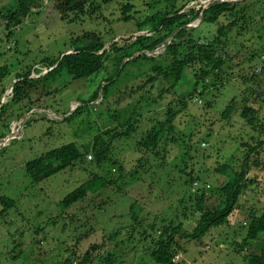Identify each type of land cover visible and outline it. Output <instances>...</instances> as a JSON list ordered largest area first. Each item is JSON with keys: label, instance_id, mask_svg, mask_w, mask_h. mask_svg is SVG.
<instances>
[{"label": "rangeland", "instance_id": "1", "mask_svg": "<svg viewBox=\"0 0 264 264\" xmlns=\"http://www.w3.org/2000/svg\"><path fill=\"white\" fill-rule=\"evenodd\" d=\"M179 1L182 5L186 0ZM15 2L17 0H0V7L7 8ZM97 2L102 3V0ZM128 3L133 5V9L129 12L133 18L124 21L121 19L124 15L122 6ZM155 3L156 0H109L101 5V10L91 9V18L85 11L80 14L79 19L70 21V18H61L52 0H37L38 5L32 7L31 15L18 26L11 40L7 38V31L0 16V67L11 65L9 67L13 72L6 79L7 91L4 98L7 99L12 92L11 85L17 80L15 74L21 69L20 67L34 64V68H39L42 74L46 73L49 69L44 62L46 58H56L65 50L81 44L82 41L73 43V40L89 36L91 31H97L106 39H111L105 43L107 48L112 43L122 42L121 39L140 32L137 30V20H142L146 15L155 13L157 9L169 4L164 0L160 4ZM200 4L208 3L206 0H196L190 1L188 6H200ZM72 16L75 17V14ZM201 21L202 18L199 17L189 25L198 26ZM114 36L115 38H112ZM249 37L250 35L240 37L239 42L245 41L244 43L249 47L255 43L264 48V36L260 40H252ZM171 39L172 36L168 41ZM164 48L165 45L154 51L140 50L134 56L144 52L157 56ZM263 55L264 53L262 59L256 58L250 63L247 51L243 52V55L238 56L233 62L239 64L233 69V73L235 72L233 77L226 80L223 86L219 83L215 88L210 86L202 95L199 93L202 91L200 89L191 100L186 95L187 81L179 83L172 91V79L164 80L159 92L152 90L146 94L148 97L157 98L158 101L147 107L145 117L137 125V132L127 140L113 139L105 132L114 127L122 129L119 127L120 122H125V112L122 110L137 98L126 95L128 97L116 104L117 99L123 96L126 89L123 88L121 92L115 89H120L126 84L133 86L134 83L141 81L142 78L135 77L142 68L139 66L141 62L129 65L120 75L112 91L108 95L101 94L96 101H93L96 103L101 100V105L96 108L93 106L94 103H85L87 105L80 113L68 120L64 118L70 116L100 85L106 84L108 76L118 70L119 65H116L114 55H111L107 62V69L97 76L94 75L95 77L77 79L65 84L66 79L71 80V78L63 74L47 81L44 88L32 95V98L38 101V106L33 107L21 118H14L10 122V127L15 131L13 136L7 141V137L0 140V144L7 142L3 145V149L0 147V196L7 194L18 200L16 207L6 212L5 216H0V264H59V261L70 256L67 251L75 252L71 264H81L84 254L94 244L100 245L99 249L92 250L96 256L94 264H107L103 259L110 252L115 257L111 264H160L150 255L152 239H143L140 233L142 229H134L137 224L134 219L135 211H138L137 215L144 226L168 218L177 222L182 220L180 222L184 223L183 229L187 233L193 232L197 219L193 216L186 219L182 217V208L177 210L179 199L186 198L189 193L186 191L183 196L182 184L187 179V175L181 171V168L187 171L193 168L196 174L202 175L204 179L221 182L224 180V175L217 170L221 163L229 162L237 166L242 157L251 155L249 149L251 146L260 144V140L264 138L259 130L260 127L249 125L240 111L244 98H248L247 104L257 106L258 117H264V82L246 81L240 75L251 76L254 71L258 72V67L264 65ZM228 72L231 76L232 70L229 69ZM233 97L236 99H232ZM184 99L187 101L185 107ZM232 101L237 109L230 118H226L223 110ZM43 103L46 106H43ZM170 105L176 116L172 123L173 134L169 136H176L179 140L170 141L166 152L167 166L158 169L160 171L153 175L143 176L141 171L133 173L137 168L138 159L144 153L136 150L137 139L141 138L143 129L147 130L158 119H168L166 113ZM98 133L112 142L114 147H111L110 154L114 159L119 160V165L121 164L124 169L119 172L113 169L112 174L107 175L112 178L122 177L118 180V184L107 185L97 192H89L87 196L63 212L58 202L90 179L94 173H104L101 167L91 165L88 169H84L81 165H77L65 168L36 184L26 174L24 166L35 157L61 145L74 141L81 145L93 143ZM190 133L193 134V142H196L194 144L198 143V150L196 146L190 150L191 157L186 155L187 149L183 142ZM258 148L251 155L252 169L260 167L257 170L253 169V178L258 182L253 185L255 192L252 199L253 202L259 199L258 203L253 204L247 196H244L249 186L238 202L241 206L238 212L247 222L235 223L238 212L234 210L229 216V224L212 228L201 239L181 240L184 251L177 256H180L179 258L176 257L177 262L247 264V256L256 251L255 246L250 247L252 240L243 244L248 231L249 211L257 210L256 207L264 210V144L259 145ZM204 152L210 154V157L206 158ZM91 155L94 158V155ZM91 155L88 154L87 159L92 160ZM154 157L151 153L143 156L145 161L150 159L151 162ZM105 170L110 171L111 165L105 164ZM199 181L201 185L203 180ZM190 188L194 192L193 189H196L197 185H192ZM230 222L235 224L231 225ZM157 229L151 231L153 237L160 233V228ZM114 232L118 234L110 236ZM21 249L26 250L22 252ZM16 255L20 257L16 258Z\"/></svg>", "mask_w": 264, "mask_h": 264}, {"label": "trees", "instance_id": "2", "mask_svg": "<svg viewBox=\"0 0 264 264\" xmlns=\"http://www.w3.org/2000/svg\"><path fill=\"white\" fill-rule=\"evenodd\" d=\"M52 1L60 12L61 18H70V21H75L85 11L88 12L91 18L90 10H101V5L109 0H102V3L97 2V0ZM162 1L156 0L155 4H160ZM190 1L196 0H186L182 5H180L179 0H164V2L169 4L157 9L155 13L146 15L142 20H137V30L140 32L121 39L122 42L112 43L109 48H107L105 43H108L111 39H106L105 36L98 34L97 31H91L89 36L78 37L73 40V43L82 41L81 44H76L65 50L56 58H46L44 62H46L49 69L46 73L39 76L33 75V71L41 73L39 68H34V64L20 67L21 69L15 74L17 80L11 85L12 92L4 100L3 96L7 91L5 82L13 72L9 67L11 65L1 66L0 140L9 135L13 136L10 122L14 118H21L33 107L38 106V101L34 100L32 95L44 88L47 81H51L50 79L54 80L58 75L63 74L71 78V80L67 78L65 84L72 83L77 79H89L94 75L97 76L101 71L107 69V62L110 60L111 55H114L116 65H119L118 70L107 77L106 84L100 85L91 97L86 100L88 102L83 101V104L70 116H66L64 120H68L75 114L80 113L81 109L88 103H94V107L101 105V100L96 103L93 101H96L101 94L102 96L106 93L108 95L120 75L129 65L141 62L139 66L142 68L139 74L135 75L132 72L135 77L139 76L138 78H142L140 82L134 83L133 86L126 84L120 89L114 88L118 92H121L123 88L126 89L123 96L117 99L116 104H119L123 98L128 96L137 98L129 102L130 105L122 110L125 112V122H120L119 125L122 129L119 130L118 127H114L105 132L111 138L117 140H127L132 134L137 132V125L145 117L147 107H151L152 103H157L158 101L157 98L148 97L146 94H149L152 90L159 92L164 80L168 81V79H172V91H174L176 85L186 83L187 81L188 89L186 95L191 100L200 89L202 91L199 93L202 95L203 92L205 93L209 90L210 86L215 88L218 83L220 86H223L226 80L233 77V74H235V72L233 73V69L239 66V64H234L233 62L238 56L243 55V52L247 51L250 63L256 58L262 59L261 56L264 53V48L257 46L255 43L249 47L247 43H244L245 41L240 43L239 40H241L240 37L242 38L246 35H250L249 38L252 40L263 39L264 0H213L207 5L188 6ZM13 4L7 8L0 7L1 20L5 25L9 40L14 38L18 26L24 22L25 18L31 15L33 11L32 7L38 5L37 0H17ZM122 8L124 9V15L121 19L130 21L133 15H130L129 12L133 9V5L129 3L123 4ZM73 14H75V17L72 16ZM199 17L202 18V21L198 26L189 25ZM113 35L116 34L113 33ZM170 36H172V39L169 43ZM112 38H115V36ZM162 45L166 46L157 56L148 55L144 52L136 58H132L140 50L154 51ZM68 50L71 51L66 52ZM18 65L20 66V64ZM229 69L232 70L231 76H229ZM258 69V72L254 71L251 76H246V74H241L240 76L246 81L264 82V65L258 67ZM160 98H162L161 95ZM232 99L236 98L233 97ZM247 100L248 98H244L240 114L249 125L260 127L259 130L264 135V117H258L259 108L248 105ZM234 101L227 104L223 110L226 118H230L232 113L237 109ZM183 105L184 107L187 105L185 99L183 100ZM43 106H46L45 103H43ZM166 115H168L167 120L158 119L147 130H142L141 138H138L136 142V150L144 152L143 156L144 154L151 153L155 157L152 162L150 159L145 161L143 156L140 157L136 165L137 168L133 173L141 171L143 176L153 175L155 172L160 171L158 169L167 166L166 152L168 151L170 141L176 142L179 138L169 136L173 134L174 124L172 123L176 116V112L171 105ZM205 139L207 138L205 137ZM108 141L104 138L103 134L98 133L93 143L89 142L81 145L74 141L61 145L28 161L24 166V170L33 183L40 184L65 168L77 165H81L84 169H88L91 165L101 167L100 169L104 173H94L90 179L77 189L66 194L58 202V205L64 212V210L74 203L87 196L89 192H97L100 188L110 184H118V180L122 176L112 178L107 174H112L113 169L118 172L124 169L121 164L119 165V160L114 159L113 155L110 154L111 147H114V145L111 141ZM183 142L187 149L185 151L186 155L191 157L190 150L195 146L198 150V143L194 144L196 142H193V134L190 133L188 138L183 140ZM262 144H264V138L260 140V144L251 146L249 148L251 149V155ZM3 147L1 148L3 149ZM88 154H93L94 158L91 155L92 160L87 159ZM204 155L206 158L210 157V154L208 155L206 152H204ZM251 155L247 154L242 157L237 166L229 162L221 163V166L217 167L220 174L224 175V180L221 182L204 179L202 175H197L192 167L190 171L181 168V171L187 175V179L182 184L184 190L183 196L186 191L189 193L186 198L179 199V208L177 210L182 208V217L186 219L190 216L197 219V225L194 226L192 233H187L183 229L184 223L180 222L182 220L177 222L174 219L163 218L160 222L154 221L144 226L139 220L138 211H135L134 219L137 224L134 229H142L140 233L143 239H152V242L150 241L152 243L150 255L156 263L183 264L182 261L177 262V258L180 257L177 256L184 251L183 241L181 242V240L201 239L212 228L229 224V216L238 208V202L245 188L253 182V179L248 174L253 169H259V167L252 169ZM217 163L219 164V162ZM258 163L261 162L258 161ZM105 164L111 165L110 171L105 170ZM209 167L210 165L207 168ZM199 180H203L201 185ZM195 182H198V186L196 189H193L195 190L193 192L190 186H194ZM0 204L2 207L0 209V216L2 217L6 215V212L13 209L14 206H17L18 200L5 194L0 196ZM157 227L160 228V233L156 237H153L151 231L158 230ZM117 234V232H114L110 236ZM251 240L260 242V246L258 253L254 252L247 256V264H264V212L253 216L243 244L245 245ZM99 248L100 245L94 244L84 254L81 264H94L96 256L93 254V251ZM25 250L21 249L22 252H25ZM67 253L70 256L59 261V264H71V259L75 255V252L67 251ZM18 256L16 255L15 257L17 258ZM114 259V254L110 252L108 256L104 257L103 262L111 264Z\"/></svg>", "mask_w": 264, "mask_h": 264}, {"label": "crops", "instance_id": "3", "mask_svg": "<svg viewBox=\"0 0 264 264\" xmlns=\"http://www.w3.org/2000/svg\"><path fill=\"white\" fill-rule=\"evenodd\" d=\"M260 168V167H259ZM248 176L249 177H251L252 179H253V182L251 183V184H249L247 187H248V189H247V187L245 188V190H246V192L244 193V196H247V198H248V200L250 201H252L253 202V199H252V197H253V192H255V186H253V185H256V182H258L257 181V179H255V178H253V170L248 174ZM241 200V199H240ZM258 200L259 199H257L255 202H253V204L254 203H258ZM252 204V205H253ZM248 205H250V204H248ZM261 207V206H260ZM256 209L257 210H250L249 212H250V215L248 216V226H249V224H250V222H251V220H252V218H253V216L255 215V214H260V213H263L264 212V210L262 211L260 208H258V207H256ZM240 210H241V206H238V208L237 209H235V212L237 213L238 211L240 212ZM239 212H238V214H236V222L235 223H241L242 221L243 222H247V221H245V219H244V217H242V216H240V214H239ZM234 223V224H235ZM230 224L231 225H234V224H232V222H230ZM255 242V243H254ZM251 246H255V248H256V251H255V253H258L259 252V246H260V242H258L257 240H254V241H252L251 242V244H250V247Z\"/></svg>", "mask_w": 264, "mask_h": 264}, {"label": "built area", "instance_id": "4", "mask_svg": "<svg viewBox=\"0 0 264 264\" xmlns=\"http://www.w3.org/2000/svg\"><path fill=\"white\" fill-rule=\"evenodd\" d=\"M206 2L209 3L208 0H206ZM211 2H212V1H211ZM206 5H207V4H206ZM259 70H260V69H259ZM34 73H36V72L33 71V75H34ZM40 74H42V72L39 73V74H35L34 76H37V75H40ZM43 74H44V73H43ZM10 93H11V92H10ZM11 132H12V134H14V132H15L14 129L11 130ZM11 136H12V135L7 136L6 141H7L8 139H10ZM6 143H7V142H4V143L0 144V147H2L3 145H6ZM194 184L198 186V182H195Z\"/></svg>", "mask_w": 264, "mask_h": 264}, {"label": "water", "instance_id": "5", "mask_svg": "<svg viewBox=\"0 0 264 264\" xmlns=\"http://www.w3.org/2000/svg\"><path fill=\"white\" fill-rule=\"evenodd\" d=\"M211 1H213V0H208V2H211ZM220 1H233V0H220ZM236 1V0H235ZM169 43H170V41H168ZM166 46V45H165ZM141 53V52H140ZM139 55V54H138ZM137 55V56H138ZM137 56H134L133 58H135V57H137ZM5 96H3V100L5 99L4 98Z\"/></svg>", "mask_w": 264, "mask_h": 264}, {"label": "clouds", "instance_id": "6", "mask_svg": "<svg viewBox=\"0 0 264 264\" xmlns=\"http://www.w3.org/2000/svg\"><path fill=\"white\" fill-rule=\"evenodd\" d=\"M41 75V74H40ZM37 76H39V75H37Z\"/></svg>", "mask_w": 264, "mask_h": 264}]
</instances>
